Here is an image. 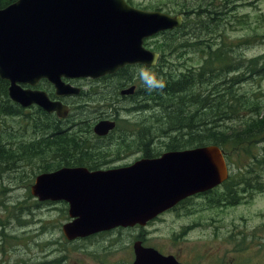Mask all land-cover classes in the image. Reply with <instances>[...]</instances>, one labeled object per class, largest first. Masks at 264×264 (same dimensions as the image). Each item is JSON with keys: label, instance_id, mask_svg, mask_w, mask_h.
Returning <instances> with one entry per match:
<instances>
[{"label": "flooded vegetation", "instance_id": "1", "mask_svg": "<svg viewBox=\"0 0 264 264\" xmlns=\"http://www.w3.org/2000/svg\"><path fill=\"white\" fill-rule=\"evenodd\" d=\"M124 2L130 12V16H127L129 18H135L132 15H137L138 12L159 13L172 18V29L161 31L142 41L146 51L158 55L154 71L159 76H163L165 70H172L178 80L194 84V79L189 75H195L202 68L206 69L204 79L205 91L208 93L212 89L210 79L213 69L210 65L215 63L216 70L213 72L224 70L221 82L223 91L220 94L221 116L224 119L221 129L225 133L229 127L243 128L244 123L252 122L249 130L252 133L251 140L244 138L235 149L236 153L243 152L248 158L234 162L230 152L233 148L231 144H226L227 150L222 151L229 177L217 188L183 198L175 206L146 223L111 227L70 238L69 235L75 233L67 234L64 227L74 224L76 220L70 214L71 205L66 200H40L38 195H34L39 176L51 175L62 169H81L88 172L78 177L82 180L108 177L114 173L116 179H120L140 161L154 160L170 152L192 150L204 145L195 142H170L180 122L170 120L168 115L175 111L173 108L177 105L165 98L166 87L157 94L154 93V96L151 95L153 92L146 90L138 77V66L146 63L135 61L97 79L63 77L64 85L60 87L47 79L40 80L35 86L21 85L24 90L43 94L41 99L47 96L50 102L60 108L63 117L59 116L58 111L48 112L36 103L24 108L13 102L9 96L10 83L4 80L8 84L7 96L10 102L8 110L0 114V134H6L7 127L12 128L13 140L11 142L6 137L0 147H13V150L18 147L21 106L24 108L22 113L29 118L33 127L29 165H42L43 168L30 178L21 180L17 168L18 157H14L8 160L16 167L13 173L0 174V194L3 191L8 195L14 192L13 194L33 202L27 205V202L17 201L24 204L20 221L12 222L11 226H3L5 224L0 222V262L13 264L14 259L10 254L18 252L20 246H24V253L18 252L22 256L21 262H26L24 264H29L31 260L34 264H146L147 259L155 258L153 254L148 257L144 254L148 250L177 264H237V261L247 264V259L253 260L251 256L264 258V231H260L259 226L249 228L248 233L235 229L225 233V249L229 248L232 252L227 259L223 253H205L209 250L208 242L204 238H219L218 230L213 235L202 234L198 237H194L192 233L198 228L206 229V225L211 229V223L185 221L192 214L196 202H203L204 209H211V194L223 195L219 205L227 202L234 205L241 193L238 186L244 192L241 193L242 198L253 190L264 191V172L260 173L259 165L264 160V90H244V85L250 82L249 79L252 81L260 78L258 72L253 70L264 66V57L261 58L264 53L256 54L247 62L244 54V48L249 41L244 40L243 29L249 33L252 29L256 31L258 21L254 20L249 27L243 26L244 17L239 9L241 4L234 3V0ZM124 16L126 18V14ZM263 22L264 13L260 17L261 28L257 34L259 41H264ZM228 36L236 40L228 42ZM169 45L171 50H167ZM232 51H241V56H234ZM193 53L202 56L198 66L187 61V55ZM250 97L254 102L253 107H243L241 100ZM152 99L154 102H149ZM194 108V105L182 104L179 112L183 117H189L193 123ZM102 122L113 124L114 127L100 135L95 129ZM154 123L160 134L148 141V130L154 128ZM254 145L258 149L257 155L251 153ZM233 166L236 169H232ZM230 178L236 182L230 181ZM21 182L26 185H21ZM229 188L232 189L230 193ZM27 207L35 210L32 212L33 216L28 214ZM36 211L63 213V221H45L44 218L35 216ZM170 215L173 217L172 221H163ZM174 216L179 219L174 220ZM11 229L16 231L8 232ZM234 236L239 237L238 241L234 242ZM27 255L30 258H26ZM258 261L264 264V260Z\"/></svg>", "mask_w": 264, "mask_h": 264}, {"label": "water", "instance_id": "2", "mask_svg": "<svg viewBox=\"0 0 264 264\" xmlns=\"http://www.w3.org/2000/svg\"><path fill=\"white\" fill-rule=\"evenodd\" d=\"M127 9L124 0H18L0 9V78L10 83L12 101L24 108L36 103L63 117L47 96L41 99L43 94L21 85L47 79L60 87L63 77L97 79L135 61H157L142 41L172 29V18L151 12L129 18ZM113 127L102 122L95 131L103 135ZM83 174L88 172L43 174L34 187L40 200L70 203L76 218L64 227L67 234L75 233L70 238L154 220L183 198L213 190L229 177L223 151L213 144L140 161L120 179L115 173L78 178ZM145 253L155 255L146 264L176 263L152 250Z\"/></svg>", "mask_w": 264, "mask_h": 264}, {"label": "trees", "instance_id": "3", "mask_svg": "<svg viewBox=\"0 0 264 264\" xmlns=\"http://www.w3.org/2000/svg\"><path fill=\"white\" fill-rule=\"evenodd\" d=\"M18 0H0V9H4L9 5L15 3ZM168 50H171V46L169 45ZM264 56H261L263 58ZM211 70V79L210 85L212 87L211 91L206 93L205 91V73L206 69H200L196 72L195 75L189 77L194 79V84H189L186 81L178 80L176 76L173 75L172 70H165L163 74V79L165 82L166 96L165 98L168 101L175 102L177 106L173 109L175 111L169 113L170 120H175L176 122H180V125L176 128L174 136L170 138V142H195L200 145H218L222 150L226 151V144H231L232 148L236 149L241 144L242 140L246 138L247 140H251L252 133H250L252 122L249 121L246 124L244 123V127L240 128L238 126L229 127L227 132H223L221 129V123L224 120L221 116V82L223 81L222 73L224 70L218 69L213 72ZM251 71V70H250ZM258 72L260 77L264 76V66H261L258 70H253V72ZM188 77V76H187ZM209 85V83H208ZM7 82L0 79V114L8 110L10 99L7 96ZM154 93H158V91H154L151 95H156ZM164 98V99H165ZM156 101V99H155ZM149 102H154L152 99ZM239 102V101H238ZM236 103V102H234ZM243 107L251 109L254 105L252 98H244L241 100ZM182 104H190L194 105L195 113L193 114V123L190 122L189 117H183L179 109ZM264 105V101H262ZM20 109V119L21 125L19 126V144L18 147L13 150V147H0V174L13 173V169L16 167L13 166L12 163L8 162V160L14 159V157H18V165L20 179L24 180V178H30L32 175L36 174L35 167L33 165H29V161L31 160L32 154L31 150V133H32V124L29 121V118L24 115L22 112L24 108L21 106ZM188 114V113H187ZM235 119V118H233ZM182 121V122H181ZM184 122V124H182ZM149 127L150 124H149ZM12 128H9L6 134H0V143H3V139L6 137L12 142L13 134ZM160 134L156 123H154V128L148 130V141H152ZM227 135V137H226ZM61 141V140H57ZM230 153V152H229ZM260 173L264 172V160L260 161ZM38 170L43 168L42 165H36ZM232 178H230V181ZM232 191L231 188L228 189V193ZM8 193L3 191L0 194V222L5 223L11 219H16L18 221L21 220V216L24 213V209L21 208V205L18 203L15 205H8ZM234 197V195L232 196ZM223 199V195L218 193L216 198L213 201V204H220V201ZM5 218H4V217ZM3 217V218H2ZM5 220V221H4Z\"/></svg>", "mask_w": 264, "mask_h": 264}, {"label": "rangeland", "instance_id": "4", "mask_svg": "<svg viewBox=\"0 0 264 264\" xmlns=\"http://www.w3.org/2000/svg\"><path fill=\"white\" fill-rule=\"evenodd\" d=\"M240 3L241 4V14H243L244 20H243V26L249 27L254 20L258 21V29L254 31L253 29L249 33V31L243 29V35H244V40L249 41L248 46H245L244 48V54L246 55V62L249 59H252L255 57L256 54L258 53H264V41L260 40L257 38V34L260 33V17L264 13V0H234V3ZM253 5V6H252ZM256 23V22H255ZM262 26L264 27V22L262 23ZM244 27V28H246ZM259 30V31H258ZM236 39L232 36H228L227 41H235ZM168 50V48H167ZM166 50V51H167ZM230 51V50H229ZM233 55L235 56L236 54L238 56H241V51H232ZM232 54H229L231 56ZM189 56L187 61L193 65H197L202 61V56L197 53L193 54H188ZM260 61V60H259ZM261 62V61H260ZM198 66V65H197ZM211 69H215V63L210 65ZM249 83H246L244 85V90L252 91L254 89L262 88L264 90V76L260 77L259 79L255 80H250ZM243 88V87H242ZM261 91V90H260ZM258 92V91H255ZM262 96H260L261 98ZM21 121L19 123V126L21 125ZM18 126V128H19ZM9 129V127H7ZM12 131V130H11ZM231 154L234 157V162H237L238 160L248 158V156L243 153H236V150L233 148L230 150ZM251 153L255 155L258 154V149L254 145L251 148ZM35 167V172L38 173L39 170L36 165H33ZM232 169H236L235 166H233ZM239 168L237 169V171ZM233 182H236V180H233ZM21 185H26L25 182H21ZM238 191L244 194L242 192L241 188L238 186L237 187ZM14 193V192H13ZM10 193L8 196L7 204L12 206L13 203L20 204L22 205V209L24 204L20 203L17 201L21 202H27V205H31L33 202L32 200H29L28 198H25L23 196H17L16 194ZM241 193L239 196V200L237 203L234 205L232 204H224V205H219L217 206L216 204H213L214 199L217 196V193L211 194L209 197V200H211V209L209 207L207 209H204L203 207L205 204L203 202H196L193 205V212L191 215H189L185 221L186 222H203V223H211V229L209 228V225H206L204 230L201 229H195L192 231L194 237H198L203 234L205 235H213L216 230H218L220 236L219 238L212 237L211 239H206L205 241L208 242L207 244V249L209 250L208 252L206 251L205 253H210V254H219L223 253L226 257L225 258H230V254L232 253L229 248L225 249V244L223 242V236L225 235L226 232H229L231 230L235 231H243L245 233L249 232V228L259 226L260 231H264V224H261L264 222V191H250L246 196L243 198L241 197ZM28 208V214H31L33 216V211L34 209L27 207ZM35 216L44 218L45 221H49L51 223H61L63 221L64 214L63 213H47L46 211L44 213L36 211ZM4 217V216H3ZM2 217V218H3ZM5 218V217H4ZM34 218V217H33ZM177 216H174V220H177ZM173 217L167 216L165 220L163 221H172ZM5 221V220H4ZM14 221H18L16 219H11L7 222H5L3 226H11L10 224ZM15 223V222H14ZM18 227V226H17ZM216 229H213L215 228ZM13 231H16V229H11L10 233ZM7 234V233H6ZM4 234V235H6ZM237 236H234V242L238 241ZM261 238H259L260 241ZM193 241H196L194 239ZM261 243V242H260ZM201 246V244H200ZM213 248V249H211ZM20 250H18L19 253H24L22 250L24 249V246L19 247ZM18 252H14L13 254H10L12 258L14 259L13 264H24L26 262H21L22 256L18 254ZM30 254V253H29ZM29 255L26 256V258ZM253 260H246L247 264H262L261 261L258 260H264V258H258V257H253L251 256ZM75 259H78V257H75ZM37 260V259H35ZM29 264H34L31 261L28 262ZM71 263V262H70ZM0 264H3L0 262ZM237 264H240L239 261H237Z\"/></svg>", "mask_w": 264, "mask_h": 264}, {"label": "clouds", "instance_id": "5", "mask_svg": "<svg viewBox=\"0 0 264 264\" xmlns=\"http://www.w3.org/2000/svg\"><path fill=\"white\" fill-rule=\"evenodd\" d=\"M157 61L153 58L151 66L142 64L138 66V77L142 80L146 90L151 93L154 91H162L165 87V82L162 76H159L155 71Z\"/></svg>", "mask_w": 264, "mask_h": 264}]
</instances>
